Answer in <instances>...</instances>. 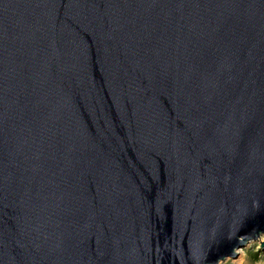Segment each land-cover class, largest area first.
<instances>
[{
    "label": "water",
    "instance_id": "95a60500",
    "mask_svg": "<svg viewBox=\"0 0 264 264\" xmlns=\"http://www.w3.org/2000/svg\"><path fill=\"white\" fill-rule=\"evenodd\" d=\"M262 236L264 0H0V264Z\"/></svg>",
    "mask_w": 264,
    "mask_h": 264
},
{
    "label": "rangeland",
    "instance_id": "374dc122",
    "mask_svg": "<svg viewBox=\"0 0 264 264\" xmlns=\"http://www.w3.org/2000/svg\"><path fill=\"white\" fill-rule=\"evenodd\" d=\"M264 241V236L258 241H252L240 250L244 253H238L235 258H228L221 264H264V251H261V242Z\"/></svg>",
    "mask_w": 264,
    "mask_h": 264
},
{
    "label": "bare ground",
    "instance_id": "6f19581e",
    "mask_svg": "<svg viewBox=\"0 0 264 264\" xmlns=\"http://www.w3.org/2000/svg\"><path fill=\"white\" fill-rule=\"evenodd\" d=\"M238 252L243 254V253H244V250H240V249H239Z\"/></svg>",
    "mask_w": 264,
    "mask_h": 264
}]
</instances>
